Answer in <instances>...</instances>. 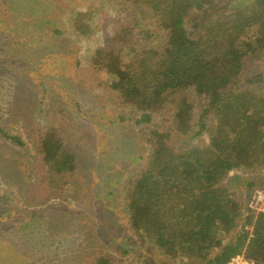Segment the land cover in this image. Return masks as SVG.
<instances>
[{"label": "trees", "instance_id": "1", "mask_svg": "<svg viewBox=\"0 0 264 264\" xmlns=\"http://www.w3.org/2000/svg\"><path fill=\"white\" fill-rule=\"evenodd\" d=\"M120 3L132 14L131 10L149 14L165 34L163 44L126 61L125 49L135 50V28L127 18L119 19L112 36L116 48L99 47L90 58L98 72L108 75L103 88L141 114L139 124L151 122L154 114L162 118L159 126L141 131L150 141L149 156L134 173L133 183L125 184L130 229L139 243L154 248L157 264H225L241 252L255 264H264V214L253 208L256 183H246L252 192V200L246 201L226 184L237 171H264V72L251 67L256 77L246 74L252 61H264V0ZM82 18L80 12L71 15L79 35L98 30L97 21L94 26L91 19L87 24ZM21 84L26 86L15 91L11 111L22 117L25 136L43 162L42 203L63 185L73 194L81 192L92 177L84 181L82 173L87 168L93 172V158L75 149L87 146L89 139L83 130L72 128V115L71 126L58 119V112H68L66 106L53 105L46 123L39 122L38 103L25 99L30 92L25 90L27 78ZM197 106L202 113L193 126ZM194 128V137L207 135L208 144L177 148L173 132L187 134ZM0 133L25 147L21 136L1 128ZM94 259V264L124 263L110 255Z\"/></svg>", "mask_w": 264, "mask_h": 264}, {"label": "rangeland", "instance_id": "2", "mask_svg": "<svg viewBox=\"0 0 264 264\" xmlns=\"http://www.w3.org/2000/svg\"><path fill=\"white\" fill-rule=\"evenodd\" d=\"M131 11L120 0H0V128L26 143L18 146L0 133V264H94L95 255H110L122 264L159 261L154 248L139 243L130 229L124 202L129 191L125 184L133 183L134 173L149 156L150 141L141 131L159 126L162 118L154 114L151 122L139 124L141 114L103 88L108 75L98 72L90 60L99 47L116 48L112 36L119 19L127 18L135 28V50L125 49L126 61L165 42L164 31L149 14ZM76 12L84 14L87 24L91 19L95 26L97 21L98 30L79 35L71 21ZM252 62L247 78L256 77L251 67L264 72V61ZM22 78L29 84L26 101L31 98L39 105V122L46 123L53 105L66 106L68 112L60 111L56 118L71 126L72 115V128L83 130L89 139L87 146L75 149L93 158V172L87 168L82 173L84 181L92 177L81 192L73 194L63 185L42 203L43 162L25 136L22 117L11 111L15 91L26 86L20 85ZM201 113V107L194 108L193 126ZM197 129L187 134L174 131L171 140L177 148L203 147L209 139L194 137ZM248 181L257 183L256 190L264 184V171H237L226 184L246 201L252 196ZM217 252L220 249L213 254Z\"/></svg>", "mask_w": 264, "mask_h": 264}, {"label": "built area", "instance_id": "3", "mask_svg": "<svg viewBox=\"0 0 264 264\" xmlns=\"http://www.w3.org/2000/svg\"><path fill=\"white\" fill-rule=\"evenodd\" d=\"M256 191L257 195L253 199V208L258 213L264 214V184L257 187ZM225 264H255V261L249 259L244 252H241L232 256Z\"/></svg>", "mask_w": 264, "mask_h": 264}]
</instances>
